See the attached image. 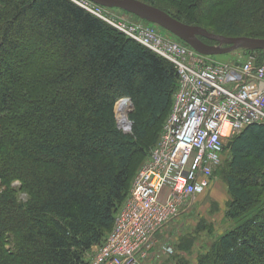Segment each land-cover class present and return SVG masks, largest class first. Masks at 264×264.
Segmentation results:
<instances>
[{
    "label": "trees",
    "instance_id": "obj_1",
    "mask_svg": "<svg viewBox=\"0 0 264 264\" xmlns=\"http://www.w3.org/2000/svg\"><path fill=\"white\" fill-rule=\"evenodd\" d=\"M141 1L218 35L264 39V0ZM178 81L173 64L71 0H0V264H90ZM124 98L130 133L115 113ZM226 153L227 217L240 224L197 264H264V123Z\"/></svg>",
    "mask_w": 264,
    "mask_h": 264
},
{
    "label": "built area",
    "instance_id": "obj_2",
    "mask_svg": "<svg viewBox=\"0 0 264 264\" xmlns=\"http://www.w3.org/2000/svg\"><path fill=\"white\" fill-rule=\"evenodd\" d=\"M71 1L173 64L179 76L161 137L95 257V264H142L158 233L210 187L227 145L248 126L264 123V63L253 57L215 62L130 14Z\"/></svg>",
    "mask_w": 264,
    "mask_h": 264
},
{
    "label": "rangeland",
    "instance_id": "obj_3",
    "mask_svg": "<svg viewBox=\"0 0 264 264\" xmlns=\"http://www.w3.org/2000/svg\"><path fill=\"white\" fill-rule=\"evenodd\" d=\"M116 12L118 14H126V16L128 15V13L121 10H117ZM203 27L210 32H215V29L212 25ZM157 28L161 34L170 37L173 40H178L165 30L159 27ZM114 29L120 32L116 28ZM120 33L123 34L122 32ZM123 35L131 39L129 36L125 34ZM210 45H215V43ZM261 52L262 53L238 50L228 55L210 57L215 62L226 64L244 63L252 57L256 58L258 62L264 63V51ZM121 100L122 101L119 100L120 102L118 101L119 103L117 102L116 104L115 113L118 124L124 131V129H127L129 126L128 121H130V113L128 110L126 111L127 119L123 121L121 114L119 113L120 107L117 112L118 104L126 101L125 98ZM125 107L128 108L126 105ZM164 122L155 133V136L157 135V137H155L154 140L157 143L161 137ZM228 158L229 155L225 152L221 165L214 171L210 187L197 195V199L193 206L185 213L180 215L177 219L166 225L158 233L156 245L150 252L148 258L144 260L142 264H197L199 258L210 253L212 246L224 234L231 231L240 224V221L232 220L227 217L230 196L224 179L223 170L226 163L228 162ZM146 161L147 158H145V161L142 163L141 167ZM137 174L138 173H136V175ZM15 186H19V183H15ZM20 199L26 200L27 197L24 194H20ZM261 208H264V203ZM101 247H95L92 253L87 256V261L90 264H95V257H97V252L99 253V249ZM168 248L172 250L173 254L170 255L167 252Z\"/></svg>",
    "mask_w": 264,
    "mask_h": 264
},
{
    "label": "water",
    "instance_id": "obj_4",
    "mask_svg": "<svg viewBox=\"0 0 264 264\" xmlns=\"http://www.w3.org/2000/svg\"><path fill=\"white\" fill-rule=\"evenodd\" d=\"M96 5L118 9L131 14L142 21L156 25L165 30L174 37L178 38L193 50L204 56H222L228 55L238 50L244 51H264V39L250 37H226L210 32L203 27L189 25L183 23L167 12L147 4L141 0H90ZM207 40L214 42L215 45L207 44L203 41ZM130 102L131 108L129 113L134 110V106L130 99L125 98ZM126 133L132 131V126L129 129H124ZM232 142L227 145L230 149Z\"/></svg>",
    "mask_w": 264,
    "mask_h": 264
},
{
    "label": "bare ground",
    "instance_id": "obj_5",
    "mask_svg": "<svg viewBox=\"0 0 264 264\" xmlns=\"http://www.w3.org/2000/svg\"><path fill=\"white\" fill-rule=\"evenodd\" d=\"M127 101V100H126ZM128 102V101H127ZM129 104H130V102H128ZM130 108H131V105H130ZM128 110V108H126L125 107V105H123V106H120V109H119V113L121 114V118H122V120L123 121H125L126 119H127V113H126V111ZM129 112V111H128ZM128 128L126 129V130H128L129 129V127H130V124H129V122H128Z\"/></svg>",
    "mask_w": 264,
    "mask_h": 264
},
{
    "label": "crops",
    "instance_id": "obj_6",
    "mask_svg": "<svg viewBox=\"0 0 264 264\" xmlns=\"http://www.w3.org/2000/svg\"><path fill=\"white\" fill-rule=\"evenodd\" d=\"M260 63V62H259Z\"/></svg>",
    "mask_w": 264,
    "mask_h": 264
},
{
    "label": "flooded vegetation",
    "instance_id": "obj_7",
    "mask_svg": "<svg viewBox=\"0 0 264 264\" xmlns=\"http://www.w3.org/2000/svg\"><path fill=\"white\" fill-rule=\"evenodd\" d=\"M213 44V43H212Z\"/></svg>",
    "mask_w": 264,
    "mask_h": 264
}]
</instances>
